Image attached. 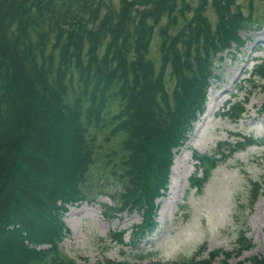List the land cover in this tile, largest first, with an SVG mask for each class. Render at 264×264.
I'll return each instance as SVG.
<instances>
[{
	"label": "trees",
	"instance_id": "16d2710c",
	"mask_svg": "<svg viewBox=\"0 0 264 264\" xmlns=\"http://www.w3.org/2000/svg\"><path fill=\"white\" fill-rule=\"evenodd\" d=\"M97 1L0 0V264H75L59 255L63 210L99 193L112 201L102 204L107 217L141 212L129 243L154 230V197L167 187L173 148L204 110L220 52L243 44L239 31L257 22L230 12L231 0H216L211 28L201 13L187 16L162 0L159 9L110 7L103 23L85 26L91 34L80 32ZM75 24L76 35L63 31ZM155 25L158 63L149 55ZM52 35L55 46L46 50ZM256 72L264 75V63ZM248 99L226 101L220 114L241 117ZM217 152L195 153L197 167L206 171ZM251 246L244 238L236 249ZM254 263L264 264V257Z\"/></svg>",
	"mask_w": 264,
	"mask_h": 264
},
{
	"label": "rangeland",
	"instance_id": "374dc122",
	"mask_svg": "<svg viewBox=\"0 0 264 264\" xmlns=\"http://www.w3.org/2000/svg\"><path fill=\"white\" fill-rule=\"evenodd\" d=\"M161 2L135 0L133 4V0H98L96 15L88 16L89 21L77 29L91 34L85 26L102 22L110 7L116 10L135 6L144 10L155 5L159 9ZM171 2L178 9H184L187 16L201 13L211 28L216 27L219 8L216 0H166L164 5ZM229 11L247 15L257 22L255 27L239 31L243 44L235 48L232 42L229 49L220 52L221 59L214 70L218 76L210 78L204 110L194 121L187 139L173 148L167 187L154 197L151 210L156 216L155 229L143 233L140 241L132 245L128 242L131 224L141 219L140 211H117L107 217L102 212V204L112 201L104 193L92 198L93 202L70 203L63 215L67 234L59 242V255L66 262L155 264L153 261L160 260L180 264H194V261L197 264H255V258L264 257V75L259 72L253 75L254 66L264 63V0H231ZM166 16L167 12L157 22L165 24ZM258 23L261 24L257 26ZM62 28L76 35V24ZM103 28L106 29V24ZM157 30L155 25L149 53L156 63L161 43ZM53 37L46 50L55 46L53 42L57 38L53 40ZM248 78L255 80L248 82ZM246 96H249L247 110L241 117L230 119L220 114L226 101L243 100ZM236 139L240 145L232 147ZM219 140L224 141L221 146L217 143ZM217 150L213 165L202 172L197 167L195 153L209 155ZM122 229L126 230L122 233L123 241L119 239ZM244 238H251L252 246L237 250ZM209 256L213 257L207 262ZM46 261L57 264L50 259Z\"/></svg>",
	"mask_w": 264,
	"mask_h": 264
}]
</instances>
